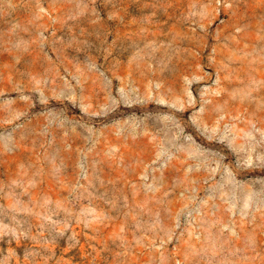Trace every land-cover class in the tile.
I'll return each mask as SVG.
<instances>
[{
    "label": "rangeland",
    "instance_id": "1",
    "mask_svg": "<svg viewBox=\"0 0 264 264\" xmlns=\"http://www.w3.org/2000/svg\"><path fill=\"white\" fill-rule=\"evenodd\" d=\"M0 264H264V0H0Z\"/></svg>",
    "mask_w": 264,
    "mask_h": 264
}]
</instances>
